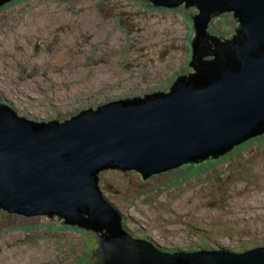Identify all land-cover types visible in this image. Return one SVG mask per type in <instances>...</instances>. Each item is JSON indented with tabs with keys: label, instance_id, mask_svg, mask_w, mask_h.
Returning <instances> with one entry per match:
<instances>
[{
	"label": "rangeland",
	"instance_id": "rangeland-1",
	"mask_svg": "<svg viewBox=\"0 0 264 264\" xmlns=\"http://www.w3.org/2000/svg\"><path fill=\"white\" fill-rule=\"evenodd\" d=\"M197 13L146 0H12L0 7V104L36 123L64 122L162 92L193 71ZM235 23L227 12L209 31L227 38ZM185 166L148 180L105 169L98 184L132 236L163 251L264 247V135L194 178ZM61 222L0 209V264H97L98 235Z\"/></svg>",
	"mask_w": 264,
	"mask_h": 264
},
{
	"label": "water",
	"instance_id": "water-1",
	"mask_svg": "<svg viewBox=\"0 0 264 264\" xmlns=\"http://www.w3.org/2000/svg\"><path fill=\"white\" fill-rule=\"evenodd\" d=\"M12 0H0V7ZM196 7L193 72L168 93L112 101L59 122L36 123L0 104V209L58 217L95 232L97 264H264V247L243 253L164 252L137 239L99 188L105 169L143 180L219 158L264 133V0H146ZM234 11L232 41L212 36V18ZM215 56V60L202 58Z\"/></svg>",
	"mask_w": 264,
	"mask_h": 264
},
{
	"label": "trees",
	"instance_id": "trees-1",
	"mask_svg": "<svg viewBox=\"0 0 264 264\" xmlns=\"http://www.w3.org/2000/svg\"><path fill=\"white\" fill-rule=\"evenodd\" d=\"M206 58V57H205ZM260 135H264V133H261L257 136H260ZM255 136V137H257ZM255 137H252L251 139L255 138ZM251 139H249L248 141H250ZM248 141L236 146L234 149H232L231 151H229L228 153L222 155L221 157L219 158H212L210 157L208 160H204V161H201V162H196V163H188V164H185L187 166H185L187 168V170H183L185 172V175L188 176V179L190 178H194L198 175H200L201 173L205 172V169L204 167H207L208 166H212V165H215V164H219L220 162L222 161H225V159L227 158V156L231 155V154H235L236 153V148H242V145L246 144ZM240 153V152H239ZM238 155V154H237ZM212 161V162H211ZM183 167V166H182ZM180 167V170L181 168ZM201 167V168H200ZM206 173V172H205ZM123 225L126 227V224L124 223L123 221ZM96 246L98 245L97 242H95ZM163 251V250H162ZM165 252V251H164ZM173 253V252H172Z\"/></svg>",
	"mask_w": 264,
	"mask_h": 264
},
{
	"label": "flooded vegetation",
	"instance_id": "flooded-vegetation-1",
	"mask_svg": "<svg viewBox=\"0 0 264 264\" xmlns=\"http://www.w3.org/2000/svg\"><path fill=\"white\" fill-rule=\"evenodd\" d=\"M184 6H185V4H183ZM182 6V5H181ZM195 7V6H194ZM230 12H233V15H235V12L232 10V11H230ZM198 14V13H197ZM197 14H193V16H195V15H197ZM234 21L236 22L235 23V27H234V31L231 33V36L230 37H227V38H225V37H220L219 35L218 36H215V37H218V38H222L224 41H232L233 40V36H235V37H237V34H236V28H238L239 29V25L241 24V22H237L236 20H235V18H234ZM194 23V22H193ZM212 36H214V35H212ZM201 60H203V61H212V60H215V56H210V57H206V58H202ZM190 67V66H189ZM191 69H192V67H190ZM193 72V71H192ZM191 72V73H192ZM191 73H189V74H191ZM188 74V75H189ZM176 82V81H175ZM174 84H172V86H173ZM172 86H170V87H168L167 89H165V90H163L162 92H164V93H168L169 91H170V89H171V87ZM139 98H141V96H138ZM137 98V97H136ZM8 105V104H7ZM12 107V106H11ZM17 114V113H16ZM20 117V116H19ZM20 118H23V117H20ZM30 121H33V120H30ZM36 122V121H35ZM152 178V177H151ZM150 178V179H151ZM6 211V210H5ZM7 212V211H6ZM123 218V217H122ZM125 218H123V220H124Z\"/></svg>",
	"mask_w": 264,
	"mask_h": 264
},
{
	"label": "bare ground",
	"instance_id": "bare-ground-1",
	"mask_svg": "<svg viewBox=\"0 0 264 264\" xmlns=\"http://www.w3.org/2000/svg\"><path fill=\"white\" fill-rule=\"evenodd\" d=\"M179 7H180V6H179ZM167 8H168V7H167ZM175 8H177V7H175ZM87 14H88V13H87ZM87 14H86V15H87ZM86 15H85V17H86ZM88 15H89V14H88ZM197 15H198V14H197ZM195 16H196V15H195ZM87 19H89V17H88ZM70 20H71V19H70ZM38 21H39V20H35L34 23H37ZM41 23H42V22H41ZM79 30H80V28H79Z\"/></svg>",
	"mask_w": 264,
	"mask_h": 264
}]
</instances>
